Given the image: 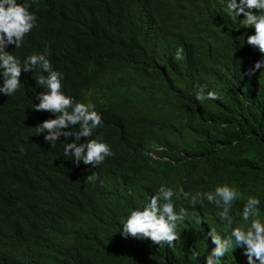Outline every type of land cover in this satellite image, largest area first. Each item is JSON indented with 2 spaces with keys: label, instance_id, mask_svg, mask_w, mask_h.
<instances>
[{
  "label": "trees",
  "instance_id": "16d2710c",
  "mask_svg": "<svg viewBox=\"0 0 264 264\" xmlns=\"http://www.w3.org/2000/svg\"><path fill=\"white\" fill-rule=\"evenodd\" d=\"M205 8L196 0L32 4L38 27L9 50L21 63L49 53L63 93L98 103L102 126L89 139L102 137L113 155L77 167L64 156L74 138L52 148L46 132L17 135L27 130L25 118L10 106L13 96H0V151L25 149L47 163L40 173L0 163V264H204L215 247L208 231L226 235L222 209L206 201L192 208L172 198L177 211L188 209L172 247L120 236L125 218L161 185L191 194L235 187L242 199L230 209L233 227L245 224L248 196L261 201L264 222V67L247 75L264 54L247 45L239 22ZM178 48L182 60L174 58ZM201 91L218 99L197 101ZM244 252L230 249L222 264H247Z\"/></svg>",
  "mask_w": 264,
  "mask_h": 264
},
{
  "label": "clouds",
  "instance_id": "9594fccd",
  "mask_svg": "<svg viewBox=\"0 0 264 264\" xmlns=\"http://www.w3.org/2000/svg\"><path fill=\"white\" fill-rule=\"evenodd\" d=\"M192 1V0H189ZM201 2L202 8L209 9L214 15L225 17L229 22H239L243 26L247 45L256 48L264 54V0H196ZM36 0H0V96L11 97V107L25 118L23 125L27 130L18 128L17 135L29 134L34 137L47 133L44 141L50 147H59L65 140L72 138L73 142L64 147V156H71L72 162L78 167L82 162L92 168L102 164L106 157L113 155L108 144L102 142V137L89 139L93 131L102 126V118L96 112L95 105L83 102L75 97L67 96L62 91L63 74L54 70L49 53H33L23 63L22 59L14 56L9 47L19 49L24 37L33 28L38 27L36 15L30 8ZM204 9V10H205ZM256 10L259 12L257 15ZM254 34V35H251ZM10 45V46H9ZM6 49V50H5ZM9 52H8V51ZM182 60L183 48H178L175 57ZM264 67V60L255 63L247 75L252 76ZM37 71L39 74L29 72ZM24 74L28 76L25 77ZM46 74V75H45ZM32 94L28 102L24 90ZM197 101L204 99L217 100L215 92L209 91L206 96L203 91L197 93ZM78 126V131H71ZM226 126V125H224ZM68 129L67 131H64ZM84 138L83 143H77ZM11 143H18L11 141ZM31 150V149H30ZM34 151V150H33ZM35 152V151H34ZM36 153V152H35ZM0 163L7 166L19 167L25 163L31 169L40 173L47 163L38 158L32 151L12 149L6 154L5 148L0 151ZM93 175L87 177L92 180ZM183 198L190 207L197 204L203 206L206 201L222 209L219 212V221L222 223L226 235L222 237L216 229L208 231L207 236L215 246L205 257L204 264H222L223 257L230 249L242 246L247 257V264H264V222L257 218L261 201L256 196H248L243 203L241 220L244 225L233 227L230 209L233 204L242 199L241 193L235 187L228 185L217 186L213 191L191 194L180 187L177 191L161 185L142 209H135L122 222L120 236L124 239L150 240L152 244L172 247L180 239L176 231L177 223L188 215L186 207L176 210L173 197ZM246 225V226H245ZM11 228L7 225L3 229ZM193 259L200 253L191 250Z\"/></svg>",
  "mask_w": 264,
  "mask_h": 264
}]
</instances>
